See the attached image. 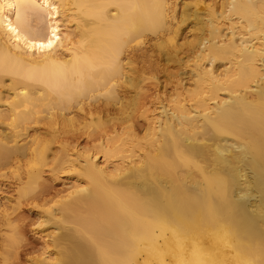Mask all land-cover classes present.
Returning <instances> with one entry per match:
<instances>
[{"label":"bare ground","instance_id":"obj_1","mask_svg":"<svg viewBox=\"0 0 264 264\" xmlns=\"http://www.w3.org/2000/svg\"><path fill=\"white\" fill-rule=\"evenodd\" d=\"M177 5L0 0V180L17 182L15 208L44 191L40 128L125 119L160 59L189 64L142 137L103 135L59 161L78 170L32 264H264V0ZM0 231L9 264L24 236L2 202Z\"/></svg>","mask_w":264,"mask_h":264},{"label":"rangeland","instance_id":"obj_2","mask_svg":"<svg viewBox=\"0 0 264 264\" xmlns=\"http://www.w3.org/2000/svg\"><path fill=\"white\" fill-rule=\"evenodd\" d=\"M182 1L177 0V9L181 8ZM188 23L181 27L177 40H183L186 35L189 37L188 29H184ZM144 53L147 59L150 56L154 58L158 56L156 47L146 46L144 47ZM160 64L158 78H147L144 81L142 94L138 97V108H134L131 114H126L125 119L123 115L122 119L112 122L110 119L117 116L113 111L108 114L101 113L102 117L97 121L83 120L81 117H76L73 126H64V131L55 139L49 133H45V127L40 128L39 132H42V137L47 138L50 147L48 150L49 164L44 168L41 178L44 191L38 195L39 199H34L35 194L31 193L28 195L29 197L23 198L19 208H15L17 182L12 179H8L10 181L4 180V182L0 180L2 182L0 184V202L9 207L15 224L20 227L24 236L23 247L19 250L20 253L16 257L11 255L9 264H32L33 258L39 257L38 255L43 249L45 233L56 229V226L52 223H47L48 205H52L53 201L60 199L61 195L67 192L69 189L67 178L70 173L74 174L78 170L76 168L70 171L64 168V171H58L61 170L57 166L59 161L66 158V155L71 153L75 147L80 148L81 151L89 149L92 152L99 145L100 138L103 135L118 136L119 138H126L131 135L142 137L156 106L153 103L158 101V97L168 99L174 97L177 92V83L181 79L187 82L186 75L181 72L184 69H189V64L186 66L179 62H166L163 58L160 59ZM151 73H146V76L151 77ZM129 96H131V93H129ZM145 109H149L148 112ZM1 128L2 126H0ZM32 132L29 131V133ZM76 159V163L79 164L83 158L80 156ZM45 200L51 203L44 205ZM40 220H45L46 224L39 225ZM1 233L2 231H0V264H6L2 255Z\"/></svg>","mask_w":264,"mask_h":264}]
</instances>
